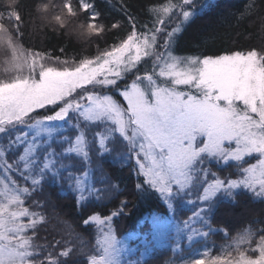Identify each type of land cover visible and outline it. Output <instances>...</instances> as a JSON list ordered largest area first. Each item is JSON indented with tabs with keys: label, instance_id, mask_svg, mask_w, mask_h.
Segmentation results:
<instances>
[{
	"label": "snow or ice",
	"instance_id": "1",
	"mask_svg": "<svg viewBox=\"0 0 264 264\" xmlns=\"http://www.w3.org/2000/svg\"><path fill=\"white\" fill-rule=\"evenodd\" d=\"M206 7L142 0L149 20L141 23L122 0L130 31L94 56L61 60L26 48V30L38 19L41 28L91 43L109 31L96 0H0V264H77V257L80 264H148L162 248L186 252L179 264H264V0H250L241 13L259 18L258 43L175 54L205 17L215 31L219 21ZM121 27L120 20L110 25ZM122 162L136 177L130 190L114 167ZM64 196L79 224L97 226L90 248L49 211ZM153 197L170 215H152L156 233L133 250L112 221L130 198ZM92 200L115 210L102 215ZM184 203L195 209L177 219ZM236 223L248 226L231 236ZM161 224L172 227L160 232ZM49 227L60 239L37 243ZM218 232L230 243L213 255L209 239ZM136 252L139 259H130Z\"/></svg>",
	"mask_w": 264,
	"mask_h": 264
},
{
	"label": "trees",
	"instance_id": "2",
	"mask_svg": "<svg viewBox=\"0 0 264 264\" xmlns=\"http://www.w3.org/2000/svg\"><path fill=\"white\" fill-rule=\"evenodd\" d=\"M25 3H30L32 0H24ZM59 2V0H56ZM134 15H138V19L143 22L149 20V16L145 14L142 9V0H126ZM153 3H163L164 0H152ZM259 4V0H257ZM122 0H96L97 9L102 13V18L99 22L108 26L109 31L100 39H95L91 43L77 39L74 35L68 36L62 33L53 31L51 28H41L39 20H35V28H29L26 30L24 38V46L33 47L37 51H42L50 54L52 57L59 56L61 60L79 59L81 57L94 56L97 54V49H104L107 46L113 45L118 42L123 34L130 31L129 26L126 23V18L119 11ZM201 4L207 5L205 11L210 16H215L219 23L214 25L215 31H212L205 23L208 17L200 22V25L189 30L188 35L182 42L183 51L177 52V55L184 54H199L200 51H204L205 54H211L207 52V49L212 48H232L233 50H243L249 41L255 37V42H259L260 30H259V18L253 17L252 20H248L245 16L241 18V13H245L246 6L250 3V0H200ZM240 20L239 24L237 23ZM120 20L122 27L120 29H111V23ZM255 21V26L253 25ZM207 33H211L208 35ZM61 48L64 49L61 52ZM0 74L5 66L4 61L6 54L3 49H0ZM150 67V65H148ZM118 100H122L119 96ZM123 102V100L121 101ZM66 134H71L69 129ZM98 153L93 152V159L97 158ZM109 158V163H110ZM249 162V161H248ZM250 163V162H249ZM117 168V175L120 177V187L122 189H131L132 183L135 182V175L129 174L127 167L123 162L114 165ZM120 169H123L120 171ZM213 171H218V168H213ZM229 170H225L224 175L228 174ZM18 179L17 177H13ZM234 178V177H233ZM21 186H24V182L18 179ZM55 199V197H54ZM188 199L194 200L195 197H189ZM131 202L125 209V213L120 215L112 221V227L117 239L126 242L133 250L143 247L146 240H151L156 233L157 229L152 224V215L161 214L166 216V206L158 198L153 197L148 200H136L130 198ZM92 206L101 212L102 215L110 214L115 210V206L107 201H95L92 200ZM30 202L26 201L25 206H29ZM195 209V204L184 203L181 205L180 210L177 213V219H185L191 214V210ZM36 210V209H34ZM50 212L54 211L70 225L71 228L78 233L81 238L86 241L87 246L90 248L94 243L97 236V226L95 224L85 228L82 224H79L80 212L74 211L72 207V199L69 196L61 197L58 201V206ZM159 213V214H158ZM167 229L171 227L169 224H162ZM247 223H236L234 227L230 229L231 236H235L236 232L241 227H247ZM58 230L61 233L68 231L66 226L58 225ZM217 227L224 228L225 224H219ZM162 227L159 226V231ZM51 233V235H50ZM52 235H56L57 239H60V235H57L51 227L47 230L41 229L39 232L40 239L37 241L39 244H45L48 240H51ZM230 242V236H225L224 232H218L212 235L209 239V243L215 244L214 254H220V248L223 243ZM161 252H165V255H160ZM177 254V255H176ZM179 254L185 253H172L170 249L162 248L158 249L154 258L148 260V264H164L173 256L178 257ZM158 257V258H156ZM130 259H139V253L129 257ZM83 257H77V264L83 260Z\"/></svg>",
	"mask_w": 264,
	"mask_h": 264
},
{
	"label": "rangeland",
	"instance_id": "3",
	"mask_svg": "<svg viewBox=\"0 0 264 264\" xmlns=\"http://www.w3.org/2000/svg\"><path fill=\"white\" fill-rule=\"evenodd\" d=\"M0 60H1V58H0ZM122 100H120V102H121ZM121 103H125L124 101L123 102H121ZM67 127V126H66ZM67 133V132H66ZM250 163H254L255 162V159L254 158H250L249 160H248ZM159 214V213H158ZM160 216H161V214H159ZM166 215H170V214H166ZM161 217H164V216H161ZM168 225V224H167ZM162 228L160 229V232H166L167 230H169V229H167L166 230V227L164 226V225H160ZM169 226L170 227H172V225L171 224H169ZM124 243H126V242H124ZM230 242H228V243H223L221 246L222 247H219L220 248V253H221V249L223 248V247H225L226 245H228ZM127 244V243H126ZM127 246L128 247H130L128 244H127ZM210 248H213V252H212V254L213 255H215L214 254V249H215V244L214 243H209V245H208ZM130 248H132V247H130ZM177 255V254H176ZM181 255H187V253L186 254H179L178 255V257H175V256H173V258H170L171 260H173L174 262H175V264H179V257L181 256ZM170 259H168V260H170ZM167 260V261H168Z\"/></svg>",
	"mask_w": 264,
	"mask_h": 264
}]
</instances>
